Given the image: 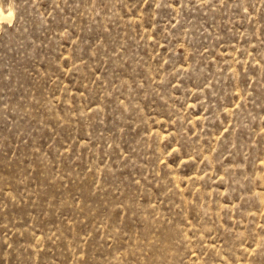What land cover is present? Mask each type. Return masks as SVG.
Wrapping results in <instances>:
<instances>
[{"label":"rangeland","instance_id":"obj_1","mask_svg":"<svg viewBox=\"0 0 264 264\" xmlns=\"http://www.w3.org/2000/svg\"><path fill=\"white\" fill-rule=\"evenodd\" d=\"M0 6V264H264V0Z\"/></svg>","mask_w":264,"mask_h":264},{"label":"bare ground","instance_id":"obj_2","mask_svg":"<svg viewBox=\"0 0 264 264\" xmlns=\"http://www.w3.org/2000/svg\"><path fill=\"white\" fill-rule=\"evenodd\" d=\"M10 14H11L10 11H9L7 14H5V13L3 12L1 6H0V18L8 19L9 16H10Z\"/></svg>","mask_w":264,"mask_h":264}]
</instances>
